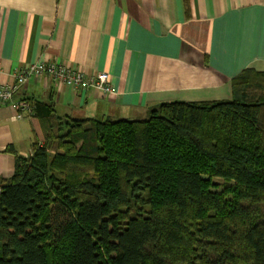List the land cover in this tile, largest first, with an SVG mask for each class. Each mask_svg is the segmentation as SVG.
Returning <instances> with one entry per match:
<instances>
[{
  "label": "trees",
  "instance_id": "obj_1",
  "mask_svg": "<svg viewBox=\"0 0 264 264\" xmlns=\"http://www.w3.org/2000/svg\"><path fill=\"white\" fill-rule=\"evenodd\" d=\"M227 100L68 121L0 177V264H264V72Z\"/></svg>",
  "mask_w": 264,
  "mask_h": 264
},
{
  "label": "crops",
  "instance_id": "obj_2",
  "mask_svg": "<svg viewBox=\"0 0 264 264\" xmlns=\"http://www.w3.org/2000/svg\"><path fill=\"white\" fill-rule=\"evenodd\" d=\"M55 61L107 72L112 94L32 77L16 100L68 121L145 120L165 102L227 100L240 72H264V0H0V83ZM0 103V177L43 143L39 118Z\"/></svg>",
  "mask_w": 264,
  "mask_h": 264
},
{
  "label": "built area",
  "instance_id": "obj_3",
  "mask_svg": "<svg viewBox=\"0 0 264 264\" xmlns=\"http://www.w3.org/2000/svg\"><path fill=\"white\" fill-rule=\"evenodd\" d=\"M1 72L0 65V74ZM32 77H46L56 84L65 85L82 92L95 90L105 94L113 93L110 75L107 72L88 74L78 67L55 61L33 63L13 73L14 83H0V103L11 105L16 112L15 120L34 116L28 101L15 99Z\"/></svg>",
  "mask_w": 264,
  "mask_h": 264
},
{
  "label": "rangeland",
  "instance_id": "obj_4",
  "mask_svg": "<svg viewBox=\"0 0 264 264\" xmlns=\"http://www.w3.org/2000/svg\"><path fill=\"white\" fill-rule=\"evenodd\" d=\"M150 116V115H149ZM149 118V117H148Z\"/></svg>",
  "mask_w": 264,
  "mask_h": 264
}]
</instances>
